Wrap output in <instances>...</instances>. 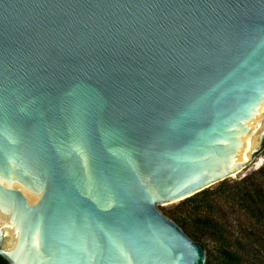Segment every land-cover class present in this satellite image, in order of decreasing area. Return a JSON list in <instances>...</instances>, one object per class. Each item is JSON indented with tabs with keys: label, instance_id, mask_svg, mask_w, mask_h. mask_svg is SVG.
<instances>
[{
	"label": "water",
	"instance_id": "obj_1",
	"mask_svg": "<svg viewBox=\"0 0 264 264\" xmlns=\"http://www.w3.org/2000/svg\"><path fill=\"white\" fill-rule=\"evenodd\" d=\"M263 143L264 0H0L8 264H204L158 206Z\"/></svg>",
	"mask_w": 264,
	"mask_h": 264
},
{
	"label": "trees",
	"instance_id": "obj_2",
	"mask_svg": "<svg viewBox=\"0 0 264 264\" xmlns=\"http://www.w3.org/2000/svg\"><path fill=\"white\" fill-rule=\"evenodd\" d=\"M258 154L264 155V143ZM225 208L234 216L226 217ZM162 213L202 246L204 264H264V158L250 174L223 180Z\"/></svg>",
	"mask_w": 264,
	"mask_h": 264
},
{
	"label": "rangeland",
	"instance_id": "obj_3",
	"mask_svg": "<svg viewBox=\"0 0 264 264\" xmlns=\"http://www.w3.org/2000/svg\"><path fill=\"white\" fill-rule=\"evenodd\" d=\"M263 158L264 155L263 154H256V156L254 157L252 163L250 165H248L246 167V169H244L240 174L242 175H246V174H250L251 172L255 171L263 162ZM239 175V174H238ZM238 175H236L234 178H236ZM234 178H229V180H233ZM177 203L174 204H170V205H162L159 204L160 206H158V208L162 211H168L173 209L176 206ZM233 210L232 208H225L223 210V214L228 217L231 218L234 216V214L232 213ZM206 248L209 249L210 251H213L212 245L211 244H206Z\"/></svg>",
	"mask_w": 264,
	"mask_h": 264
},
{
	"label": "bare ground",
	"instance_id": "obj_4",
	"mask_svg": "<svg viewBox=\"0 0 264 264\" xmlns=\"http://www.w3.org/2000/svg\"><path fill=\"white\" fill-rule=\"evenodd\" d=\"M247 163V162H246ZM236 176V173H234L233 175H230V177L231 178H234ZM176 202H178V200H176V201H173V202H166V203H162V205H170L171 203H176Z\"/></svg>",
	"mask_w": 264,
	"mask_h": 264
},
{
	"label": "flooded vegetation",
	"instance_id": "obj_5",
	"mask_svg": "<svg viewBox=\"0 0 264 264\" xmlns=\"http://www.w3.org/2000/svg\"><path fill=\"white\" fill-rule=\"evenodd\" d=\"M0 264H8L7 261L0 255Z\"/></svg>",
	"mask_w": 264,
	"mask_h": 264
}]
</instances>
